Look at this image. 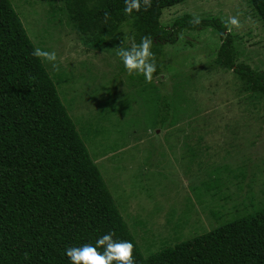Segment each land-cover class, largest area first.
<instances>
[{
    "label": "trees",
    "instance_id": "16d2710c",
    "mask_svg": "<svg viewBox=\"0 0 264 264\" xmlns=\"http://www.w3.org/2000/svg\"><path fill=\"white\" fill-rule=\"evenodd\" d=\"M186 1L150 0L147 9L142 3L139 12L126 16L124 0H31L28 5L36 3L35 11L41 17L32 25L37 26L32 37L18 14L22 10L18 12L12 0H0V264H70L65 248L95 245L109 232L114 242L133 243L134 264H264V202H256L257 197H264V159L261 164L246 158L241 167H217L193 190L196 196L203 197L204 193L209 197L213 219L222 214L216 228L187 240L178 236L156 251L143 249L103 178L104 160L126 145L105 136L102 123L108 125L106 112L101 111L97 121L86 119L79 124L74 120L69 110L72 100L68 108L59 91L62 77L58 72L63 68L57 64L52 73L48 62L33 55L34 50L41 49L55 51L58 56L63 39L71 35L74 39L69 44L75 41V49L105 51L116 57L118 71L114 72L124 74L127 70L115 47L125 34L129 37L125 47L150 37L157 70L151 81L137 73L131 78L133 84H140L138 92L143 100L152 104L154 96L161 100L154 109V123L160 128L165 124L168 133L177 124V104L192 98L185 97L181 89L184 84L173 71L180 66L182 49L178 47L185 42L180 36L184 31L213 29L221 41L212 57L216 67L213 75L219 70L234 73L242 84L238 101L242 100L252 122L260 112L264 120V70L240 61L245 52L237 46L225 20L205 19L196 24L193 16L186 15L171 28L162 26L164 11ZM248 2L264 24V0ZM191 43L187 47L195 46ZM109 67L115 70L114 65ZM212 92L209 88V99ZM64 97L68 101V91ZM126 105L124 101L122 106ZM124 114L127 118L123 122L128 123L131 116ZM117 132L123 139L128 133ZM167 136L166 150L174 151L173 157L177 158L175 149L181 148L190 163L200 158L198 145L203 136L198 137L196 147L189 144L193 135H185L182 144ZM250 144L255 146L257 141ZM229 182L238 191L248 189L246 202L240 204L233 195L226 196ZM220 190L226 191L224 197L217 195ZM228 199L235 204L232 211H223L220 203ZM98 251L103 252L104 247Z\"/></svg>",
    "mask_w": 264,
    "mask_h": 264
},
{
    "label": "rangeland",
    "instance_id": "374dc122",
    "mask_svg": "<svg viewBox=\"0 0 264 264\" xmlns=\"http://www.w3.org/2000/svg\"><path fill=\"white\" fill-rule=\"evenodd\" d=\"M12 1L18 12L23 11L18 14L33 37L37 26L34 28L32 25L41 19L35 11L36 3L30 6L28 2L31 0ZM24 4L26 8H23ZM186 15L199 20L225 21L230 16H236L240 26L229 25V29L237 46H241L245 52L240 61L264 70V24L255 15L248 0H188L166 9L161 24L171 28L178 18ZM73 39L71 35L63 41L61 38L64 47L58 52L56 64L64 70L58 72L62 77L59 91L68 108L72 100L69 110L74 120L79 124L86 119L97 121L99 113L106 112L104 115L107 116L108 125L102 123L107 133L105 136L114 138L113 141L110 139L111 142L120 139L126 145L122 151L109 154L104 160L106 171L103 178L143 249L151 247L152 251H156L165 241L175 242L178 236L187 240L216 228L222 214L214 217L215 222L209 197L204 193L203 197L196 196L193 190L201 186V182L207 180V174L215 172L217 167H241L246 158L261 164L264 159L263 113H258L255 121H251V114L244 110L242 100L238 101L242 84L234 73L224 74L219 70L213 75L216 67L212 57L221 45L218 34L208 29L197 33L184 31L180 36V40L185 42L178 47L182 49L178 60L180 66L173 71L178 73L180 82L184 84L181 89L185 97L192 98L177 104V124L168 133L165 132V124L160 128L154 123V109L158 108L160 104L157 103H161V100L155 96L150 99L154 101L153 104L143 100L138 92L140 84H133L131 74L114 72L118 71L116 57L105 51L94 53L79 47L75 49V41L69 44ZM187 43L195 46L187 47ZM113 65L115 70L109 67ZM73 67L77 70L67 71ZM49 70L54 72L52 66ZM209 88L213 90L211 99L208 96ZM66 91L69 92L68 101L64 97ZM124 101L126 107L122 106ZM124 112L131 116L128 123L123 122L127 118L122 116ZM132 119L136 122L132 123ZM120 130L128 131L124 139L123 134L117 132ZM167 134L170 141L179 140L180 144L184 143L185 135H193L189 144L194 147L198 137L203 136L198 145L200 158L190 163L185 159L186 151L184 153L181 148L175 149V152L178 151L177 158L173 157L174 151L166 150ZM251 141H257V144L252 146ZM166 154L169 156L165 158ZM220 177L224 178L225 175L221 174ZM226 189V196L233 195L231 197H235L240 204L246 202L247 188L238 191L236 185L229 182ZM223 192L220 190L217 195L224 197ZM257 198V203L264 202V197ZM231 204L229 199L220 203L223 211H232L235 203Z\"/></svg>",
    "mask_w": 264,
    "mask_h": 264
},
{
    "label": "clouds",
    "instance_id": "9594fccd",
    "mask_svg": "<svg viewBox=\"0 0 264 264\" xmlns=\"http://www.w3.org/2000/svg\"><path fill=\"white\" fill-rule=\"evenodd\" d=\"M143 3L145 9L150 5V0H124L123 13L130 16L134 11L141 10ZM107 18V13L105 14ZM191 22V21H190ZM196 24L200 23L198 18L194 19ZM226 24L239 27L240 23L236 16H230ZM129 37L125 34L120 44L115 47L116 55L122 61L124 68L129 74H143L146 81H151L153 73L157 70L153 53L150 51L152 39L150 37H141L140 42L132 43L130 47H125V41ZM36 57H42L50 63L53 69H57V54L55 51H44L36 49L33 52ZM113 233L109 232L99 239L95 245L85 244L82 247H67L64 254L70 264H134L133 243L128 240H112ZM104 247V251H98V248Z\"/></svg>",
    "mask_w": 264,
    "mask_h": 264
}]
</instances>
